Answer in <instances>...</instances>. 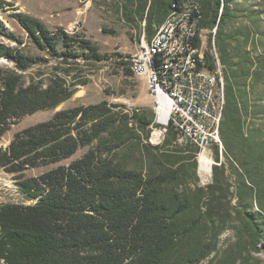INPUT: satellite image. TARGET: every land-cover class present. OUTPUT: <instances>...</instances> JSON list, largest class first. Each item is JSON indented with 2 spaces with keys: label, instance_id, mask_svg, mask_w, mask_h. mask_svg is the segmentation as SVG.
<instances>
[{
  "label": "trees",
  "instance_id": "16d2710c",
  "mask_svg": "<svg viewBox=\"0 0 264 264\" xmlns=\"http://www.w3.org/2000/svg\"><path fill=\"white\" fill-rule=\"evenodd\" d=\"M241 1L129 0V20L146 21L149 41L187 4L194 9L189 20L197 21L194 48L202 47L201 30L217 29L225 81L221 137L230 175L225 164L216 166L213 182L199 186L197 150L179 145L172 124L163 128L161 145L149 143L153 128H161L153 109L128 111L105 100L60 111L0 149V167L11 174L58 165L39 178L19 176L20 190L35 203L0 206V264H203L217 253L218 264H252L249 248L264 245V54L253 49L254 56L248 48L253 35L239 21ZM257 6L248 12L261 17L264 10ZM7 7L12 5L0 0V12ZM14 16L39 55L20 47L24 41L0 19V36L19 44L0 43V59L13 64L0 68V139L26 116L68 101L77 83L67 78L79 61L97 70L111 60L81 33L52 31L31 16ZM52 61L64 76L24 79L30 69ZM120 64L135 75L131 60ZM199 67L214 72L212 55L205 53ZM81 148H87L81 158L63 164ZM228 229L235 231L236 242L221 251L219 237Z\"/></svg>",
  "mask_w": 264,
  "mask_h": 264
},
{
  "label": "rangeland",
  "instance_id": "374dc122",
  "mask_svg": "<svg viewBox=\"0 0 264 264\" xmlns=\"http://www.w3.org/2000/svg\"><path fill=\"white\" fill-rule=\"evenodd\" d=\"M3 1L10 3L12 7H7L6 12H0V19L7 31L14 33L24 41L20 47L25 49V51L29 54L39 55L35 48H33L29 43L26 31L21 27L19 19L14 16L16 14L31 16L44 23L52 31L64 29L70 34L81 33L96 43L99 46L101 53L110 55L111 60L98 65L97 70L96 67H93L91 64L79 61V65L74 66L75 70L72 73V76L67 78L68 83H77L74 88V95L54 110L37 112L33 115L26 116L20 122L11 125L7 133L0 139V149L3 151L7 150L17 133L37 124L50 121L56 113L74 107L88 106L106 100L111 104L124 105L128 111L142 108H150L154 110L155 100L150 93L147 78L137 76L135 72V75H128L126 73L127 66L120 64L121 60H131L132 57L135 58L140 54L141 40L149 41L145 33V27L147 24L146 21L143 20L133 23L129 20L131 11L129 0ZM247 1L248 2H246V4H244L245 2L242 3L243 0L239 2L240 6H238H242V11L238 13L241 15V19H239V21L240 23H247L252 32L253 40L248 48L252 50L254 56H256L257 53H255L253 49L263 55L264 13L261 17L258 15L252 16L248 12V9L250 5H253V7L258 5L257 9L263 11L264 0ZM259 1L261 2L260 4H258ZM133 2H137V0H133ZM171 14L169 16H171ZM103 29L110 30L114 32V34H104ZM201 40L202 53H209L210 55H213L214 52H216L218 55L217 57L221 62L215 35L211 32V30H201ZM0 43L10 45V47H19L18 43H15L3 36H0ZM253 46H255V48H252ZM116 55H121L123 58ZM214 56L216 57L215 54ZM129 57H131V59ZM55 65V61H52L47 65H37L24 73V79L29 81L32 77H36L38 74L43 75L42 78L44 80L50 78L55 73L64 76L63 69L58 67V70H55ZM221 66L224 68L222 63ZM0 68H13V64L6 59H0ZM158 124L160 125V123ZM161 126L162 128L166 127L162 124ZM155 130L163 132L160 142L153 138ZM165 131V129L162 130L153 128L150 134L149 143L154 146L161 145L165 139ZM188 147L197 150L196 160L198 167L196 173L199 186L206 187L213 182V172L214 167L216 166H222V164H225L228 168L227 174L230 175L231 171L229 170L228 163L226 162L224 156L222 155L220 160H218L216 150L213 155L207 151L205 153L202 152L201 154H206L209 158H212L214 160V164L212 165V175L210 177L208 176L206 179L200 173L201 154L199 148L194 147V145ZM86 151L87 148H81L75 156H73L70 160L65 161L63 164H68L71 161L81 158ZM57 166L58 165H51L42 166L37 169H27L19 174L8 173L4 168L0 167V206L6 204L31 205L35 203L36 200L28 199L20 190V187L18 186V181H20L19 176L24 179L39 178ZM235 180L236 177L234 175L229 176V182L231 184L230 192L234 193V195L236 193ZM190 184L192 185L191 188H194V183L190 182ZM230 199L233 206L238 203L236 195L235 197L232 195ZM232 218H236L235 215L232 214ZM219 241L220 243L218 248L221 251L228 249L231 244L233 245L236 242L235 231L233 229L225 230L220 235ZM247 255L252 264H264V245L258 244L257 249L250 247ZM219 256V253L214 254L203 264H210V261L212 262L214 259L215 260L212 263L218 264L221 260L219 259Z\"/></svg>",
  "mask_w": 264,
  "mask_h": 264
},
{
  "label": "built area",
  "instance_id": "2783aa9c",
  "mask_svg": "<svg viewBox=\"0 0 264 264\" xmlns=\"http://www.w3.org/2000/svg\"><path fill=\"white\" fill-rule=\"evenodd\" d=\"M193 11L192 5L187 4L182 10L185 21L163 27V42H158V47H163L161 75H152L145 40H141V52L135 57L134 72L148 80L155 100L157 125L159 117L164 114L161 105L165 102L168 120L163 126H174L179 135V145H194L200 154L208 151L213 155L218 149L222 156L221 127H215V119H222L225 107L223 68L216 52V57L212 55L216 65L214 72L199 67L204 53L201 48L192 46L197 29V21L189 20V13ZM211 32L216 35L215 29ZM159 126L161 128L157 129L163 130L161 124ZM160 132L159 142L163 136Z\"/></svg>",
  "mask_w": 264,
  "mask_h": 264
},
{
  "label": "bare ground",
  "instance_id": "6f19581e",
  "mask_svg": "<svg viewBox=\"0 0 264 264\" xmlns=\"http://www.w3.org/2000/svg\"><path fill=\"white\" fill-rule=\"evenodd\" d=\"M192 13H189V19L190 15ZM180 21H185V13H174L172 14L168 20L161 25V27L158 29L154 37L151 41H145V47H146V54L147 58H149L150 65H151V72L153 76H160L161 75V65H162V56H163V47H158V42H163V27H168V24L170 25H177L180 23ZM217 31V29H215ZM132 69L134 72V67H136V59L132 57ZM155 112L156 109L154 108ZM161 110L163 111V115H161L158 119V123L162 125H166L168 120V110H167V104L165 102H162ZM221 120L222 119H215V127H221ZM154 132V137L156 140H158L160 136V131ZM205 153V152H204ZM209 155V154H208ZM212 156V155H211ZM201 168L200 173L202 176H204L206 179L207 177L212 175V165L214 164V160L212 158H209L206 154H201ZM203 177V178H204ZM204 181V180H203Z\"/></svg>",
  "mask_w": 264,
  "mask_h": 264
}]
</instances>
